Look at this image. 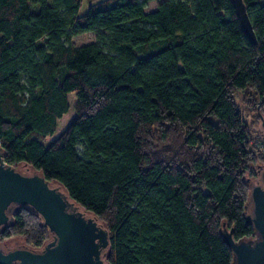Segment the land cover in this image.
Wrapping results in <instances>:
<instances>
[{"label":"trees","instance_id":"trees-1","mask_svg":"<svg viewBox=\"0 0 264 264\" xmlns=\"http://www.w3.org/2000/svg\"><path fill=\"white\" fill-rule=\"evenodd\" d=\"M156 1L154 9H148ZM0 0V145L38 168L107 230L106 264H232L223 223L245 219L264 169V0ZM95 39L76 46L85 32ZM75 118L54 139L58 120ZM0 246L53 238L30 205L11 204ZM20 246V245H18Z\"/></svg>","mask_w":264,"mask_h":264},{"label":"water","instance_id":"water-1","mask_svg":"<svg viewBox=\"0 0 264 264\" xmlns=\"http://www.w3.org/2000/svg\"><path fill=\"white\" fill-rule=\"evenodd\" d=\"M243 28L255 41V33L243 0H234ZM264 131V116L261 115ZM0 145V228L11 222V204L30 205L53 232L40 250L20 244L0 246V264H106L103 250L109 245L108 230L98 220L79 209L59 185L35 171L23 173L8 164ZM251 187L252 209L245 219L257 231L254 238L235 239L233 228L223 223V236L234 254L232 264H264V169Z\"/></svg>","mask_w":264,"mask_h":264},{"label":"rangeland","instance_id":"rangeland-1","mask_svg":"<svg viewBox=\"0 0 264 264\" xmlns=\"http://www.w3.org/2000/svg\"><path fill=\"white\" fill-rule=\"evenodd\" d=\"M91 0H82L81 2V6H80V10L79 13L80 14H84L87 12L88 7H89V3ZM156 7V1H151L148 9H154ZM95 39V33L94 32H85L82 34L77 35L74 39H73V43L76 46L88 43L90 41H93ZM68 100L70 102V110L64 114L59 120H58V125H57V129L55 131V133L51 136H47V140H52L54 139L56 136H58L66 127L67 125L75 118L76 113L73 109V104L75 102V94L74 93H69L68 94ZM236 101L238 103V108L241 110V113L243 115V118L245 120V122L247 124H249L250 129L252 131H258L260 132V130L263 129L262 126V120L261 118L259 120L256 119L254 113V110H250L246 107L245 103L241 100V95L238 93L236 95ZM19 168V167H18ZM23 173L29 174L32 171H35L36 173H42V171L38 168H34L32 166H27L26 168L21 170ZM253 179H256V176L252 177ZM59 185V183L55 180L51 181V185ZM61 187V189L64 191V188L59 185ZM79 206V209H81L82 211H85V209L77 204ZM86 212V211H85ZM87 214L91 215V212H86ZM7 244L9 247L13 248L16 247L20 244H25V240L23 237H17V238H13L7 241Z\"/></svg>","mask_w":264,"mask_h":264},{"label":"crops","instance_id":"crops-1","mask_svg":"<svg viewBox=\"0 0 264 264\" xmlns=\"http://www.w3.org/2000/svg\"><path fill=\"white\" fill-rule=\"evenodd\" d=\"M97 1H100V0H91L90 3H89V6Z\"/></svg>","mask_w":264,"mask_h":264},{"label":"built area","instance_id":"built-area-1","mask_svg":"<svg viewBox=\"0 0 264 264\" xmlns=\"http://www.w3.org/2000/svg\"><path fill=\"white\" fill-rule=\"evenodd\" d=\"M262 103H264V97L262 98Z\"/></svg>","mask_w":264,"mask_h":264},{"label":"flooded vegetation","instance_id":"flooded-vegetation-1","mask_svg":"<svg viewBox=\"0 0 264 264\" xmlns=\"http://www.w3.org/2000/svg\"><path fill=\"white\" fill-rule=\"evenodd\" d=\"M21 171V170H20Z\"/></svg>","mask_w":264,"mask_h":264}]
</instances>
